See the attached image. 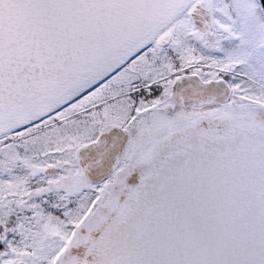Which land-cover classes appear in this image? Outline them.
<instances>
[{
    "label": "water",
    "instance_id": "obj_1",
    "mask_svg": "<svg viewBox=\"0 0 264 264\" xmlns=\"http://www.w3.org/2000/svg\"><path fill=\"white\" fill-rule=\"evenodd\" d=\"M179 1L0 0V108L75 75L78 63L92 64L171 14ZM190 18L209 34L212 1L196 4ZM231 93L224 80L194 76L175 84L172 99L200 107L226 104ZM235 133L243 136L235 128L223 137ZM127 142L128 132L113 128L82 147L76 161L84 178L108 180ZM198 143L176 152L157 172L129 223L88 264H264V135L207 148Z\"/></svg>",
    "mask_w": 264,
    "mask_h": 264
},
{
    "label": "flooded vegetation",
    "instance_id": "obj_2",
    "mask_svg": "<svg viewBox=\"0 0 264 264\" xmlns=\"http://www.w3.org/2000/svg\"><path fill=\"white\" fill-rule=\"evenodd\" d=\"M201 1L180 0L171 14L144 27L92 64L78 63L75 75L23 99H9L0 108V166L12 168L8 170L13 174L11 180L5 181L10 189L22 187L23 178L28 176L63 177L66 168L75 169L83 177L76 161L79 150L96 142L104 132L113 128L128 132L120 166L107 181L95 188L103 185L104 189L112 187L103 211L110 225L107 230L101 231L100 236L93 232L83 241L79 249L88 252L85 264L104 242L129 223L142 192L176 152L193 142H199V148H207L220 143L240 142L244 136L257 138L264 135V108L245 107L234 93L239 91L243 81L247 82L246 86L258 87L263 94L264 85L225 67L250 48L237 52L241 44L233 43L230 37L224 43L204 41L219 26V16L217 0H211L215 13L213 30L204 34L196 29L190 11ZM194 76L203 82L226 81L231 87L230 101L200 107L176 104L172 99L175 84ZM229 79H233L232 84ZM70 87L75 90L70 92ZM69 107H78V111L71 117L54 121L57 116H64ZM212 109L215 115L222 118L221 126H217L220 120L211 121ZM74 118L78 119L77 125L71 128L67 122ZM244 120L254 121H247L252 127L239 124ZM235 122H238L237 129L243 132V136L236 133L234 137L211 136V130L216 131ZM199 134L203 137L198 140L195 135ZM26 138L42 141L39 144L44 149L42 154H33L24 160L14 153L13 147ZM49 140L64 141L67 147L62 152L50 153ZM75 143H78V148L70 147ZM74 149L75 154H72ZM41 161L49 164L35 165V162ZM74 161L77 166L69 164ZM19 162L27 173H14ZM49 168L57 170L52 177L45 174ZM47 188L49 186L38 191L43 192ZM25 190L34 191L33 187ZM97 198L93 193L90 208L78 226L80 234L87 232L81 227L97 208L100 201ZM77 238L80 243V235ZM90 239L93 241L89 242Z\"/></svg>",
    "mask_w": 264,
    "mask_h": 264
},
{
    "label": "trees",
    "instance_id": "obj_3",
    "mask_svg": "<svg viewBox=\"0 0 264 264\" xmlns=\"http://www.w3.org/2000/svg\"><path fill=\"white\" fill-rule=\"evenodd\" d=\"M238 19L233 15L232 8L225 0H217V14L219 26L229 35L233 43H240L237 52L250 50L243 56L236 57L225 67L233 72L246 75V78L255 80L259 85H264V47L260 44L264 33V16L259 4L257 8L263 22L252 16L253 8L250 0H232ZM263 27V28H262ZM233 83V79H229ZM243 85L239 91L234 92L241 104L245 107L260 106L264 108V94L254 85ZM78 111V107H69L65 115L57 116L54 121L71 117ZM52 120V121H53ZM78 119L67 122L75 128ZM42 141L36 138H26L13 147V152L22 159H28L33 154H42L43 148L39 145ZM67 146L64 141L49 140L48 152H62ZM46 149V148H45ZM50 158V157H49ZM24 159V160H25ZM51 159V158H50ZM49 164L45 161L35 165ZM77 166L76 161L69 162ZM14 171L19 175L27 173V169L18 163ZM11 170L12 168L9 167ZM5 165L0 166V252L6 254L3 264H53L62 256L65 250L73 243L78 235V226L90 208L93 191H87L76 196H68L65 192H51L41 194L39 189L49 186L51 178L41 177L23 178V186L10 189L5 181H10L12 173L8 172ZM93 188L100 185L91 184ZM33 187V192L26 188ZM56 264V263H55ZM58 264V263H57Z\"/></svg>",
    "mask_w": 264,
    "mask_h": 264
},
{
    "label": "rangeland",
    "instance_id": "obj_4",
    "mask_svg": "<svg viewBox=\"0 0 264 264\" xmlns=\"http://www.w3.org/2000/svg\"><path fill=\"white\" fill-rule=\"evenodd\" d=\"M225 1L232 8L234 17L236 19H238V10L236 11L235 5L232 2V0H225ZM250 2L252 5V8H253L252 16L255 19L259 20V22L262 23L263 18L260 14L259 8H257V4H256L257 1L256 0H250ZM228 38H229L228 34L220 26H218L216 28L215 32L211 36L206 38L204 41L211 43V44H217V43L226 42L228 40ZM260 44L264 47V33L262 34V39L260 40ZM262 56L264 58V49L262 51ZM73 90H75L74 87L69 88L70 92H72ZM220 118H221L220 115H215V112L212 109L211 121L214 122L215 120H217V121L220 120L219 124L217 126H221V119L222 118L221 119ZM247 121H251V120H247ZM247 121L244 120L242 122H239V124H243L246 127H252L251 122H254V121H251V122H247ZM237 125H238V122H235V123L230 124L228 127L220 128L218 130L216 129V131L211 130V136L214 137L215 135H218V136L226 135L227 133H229L233 129L237 128L238 127ZM199 135L198 136L201 139L203 137V134H199ZM70 147L78 148V143H75L74 146H70ZM72 154H75V149L72 151ZM152 172H151V174H153ZM111 188L107 187L106 189H104V185L99 189L92 188V186L89 185V183L85 180L84 177L79 176L76 173L75 169L66 168L65 169V176L58 177V178L57 177L51 178V180L49 182V188H47L43 192H40V195L41 194H48L51 192H56V193L65 192L68 196L72 197V196H76L79 194L81 195L87 191H93L94 193H96V195L98 197L97 199H100L97 208L95 210H93L91 214L88 215V217L85 220V224H83L81 227V229H84L87 231L86 234L83 235V234H80L78 232V235H80L79 240H82V241L80 243H78V238H77L78 235H77L76 238L74 239L73 243L65 250V252L59 258V260H56L53 264H55V263L56 264L57 263L58 264H85V261L88 258L87 257L88 252H86V251L81 252L79 249L80 246L82 244H84L83 241L84 240L86 241L87 236H89L91 233L94 232L97 234V236H100L102 230L105 231L109 228L110 222L108 219L104 218L103 211L106 209L105 203H107L109 201L107 199L110 196ZM98 239H100V238H98ZM92 241H93V239L89 240V242H92ZM5 255L6 254H4V252H0V264H3V257Z\"/></svg>",
    "mask_w": 264,
    "mask_h": 264
},
{
    "label": "bare ground",
    "instance_id": "obj_5",
    "mask_svg": "<svg viewBox=\"0 0 264 264\" xmlns=\"http://www.w3.org/2000/svg\"><path fill=\"white\" fill-rule=\"evenodd\" d=\"M260 3H262V1L261 0H258Z\"/></svg>",
    "mask_w": 264,
    "mask_h": 264
}]
</instances>
